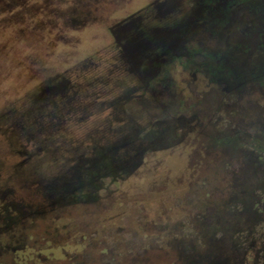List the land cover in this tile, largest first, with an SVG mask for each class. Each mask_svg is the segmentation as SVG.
<instances>
[{
	"label": "rangeland",
	"instance_id": "rangeland-1",
	"mask_svg": "<svg viewBox=\"0 0 264 264\" xmlns=\"http://www.w3.org/2000/svg\"><path fill=\"white\" fill-rule=\"evenodd\" d=\"M151 2L0 0V214L14 204L24 213L0 232V264H263L264 190L252 198L261 210L240 204L229 214L240 166L209 146L205 118L196 129L187 122L185 136L175 126L173 143L148 147L133 134L166 124L156 98L147 104L136 89L134 48L149 53L143 41L164 25ZM172 76L188 97L174 126L191 119L194 95L209 88L191 72ZM257 99L253 113L263 111ZM218 124L227 131V117ZM105 163L95 199L58 205L47 197L46 185L83 179L87 164L105 173Z\"/></svg>",
	"mask_w": 264,
	"mask_h": 264
},
{
	"label": "flooded vegetation",
	"instance_id": "flooded-vegetation-1",
	"mask_svg": "<svg viewBox=\"0 0 264 264\" xmlns=\"http://www.w3.org/2000/svg\"><path fill=\"white\" fill-rule=\"evenodd\" d=\"M146 1H152L156 20L164 25L150 28L143 41L150 45L149 53H142V47L134 48V65L142 82L136 89L148 96L143 99L147 104L156 98L166 124L161 127V120L151 121L144 132L137 129L133 134L137 138L144 135L151 147L166 138L176 142L173 135L177 127L183 128L185 136L190 132L188 123L196 122L192 125L196 129L207 122L210 127L206 131L212 138L209 146L228 151V163H248L245 168L251 163H264V106L256 113L250 106L256 98L264 103V0ZM133 44L128 42L130 47ZM176 70L207 81L209 89L194 95L197 110L192 111L191 119L182 115L181 124L173 126L171 121L177 122L174 114L183 113L188 100L175 88L172 75ZM138 99L137 106L142 103ZM202 103H206V109ZM227 104L231 108L226 109ZM237 105L241 109H236ZM236 115L241 116V122ZM226 117L228 126L223 130L227 131L219 132L217 125ZM238 151L243 155L237 159ZM232 174L231 179H236Z\"/></svg>",
	"mask_w": 264,
	"mask_h": 264
},
{
	"label": "trees",
	"instance_id": "trees-1",
	"mask_svg": "<svg viewBox=\"0 0 264 264\" xmlns=\"http://www.w3.org/2000/svg\"><path fill=\"white\" fill-rule=\"evenodd\" d=\"M237 153V152H236ZM98 164V163H97ZM108 166L110 163H105ZM102 165V164H100ZM248 163H239L240 170L237 169L233 173L236 179L230 178L229 190L230 197L227 206L229 214H237V205H242L241 210H261L259 208V203L262 200H254L256 193L264 190V163H251L247 168H245ZM92 165L87 164L86 170H90L88 175H85L83 179H69L65 182H57L55 184H49L45 186V193L48 198H51L54 204H70L79 201H88L95 199L97 197L98 189L102 186V178L109 174L111 165L106 168V172L103 173V166H97L96 169H90ZM254 200V201H253ZM16 211L12 209H5V213L0 214V220L3 221L4 226L0 229V232L6 231L7 228L15 226L18 224L23 217L22 206L14 204ZM234 211V212H232ZM231 214V215H232ZM230 215V216H231ZM230 228V227H229ZM220 229V228H218ZM225 229V228H224ZM227 229V228H226ZM188 246L187 243L183 242L180 246ZM192 247L188 246V248ZM209 257V256H208ZM208 260V259H207ZM216 264V263H214Z\"/></svg>",
	"mask_w": 264,
	"mask_h": 264
}]
</instances>
